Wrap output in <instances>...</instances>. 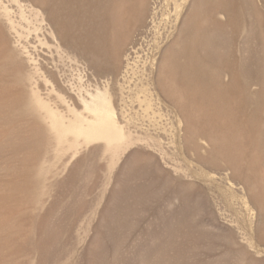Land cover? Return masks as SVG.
<instances>
[{
  "label": "rangeland",
  "instance_id": "374dc122",
  "mask_svg": "<svg viewBox=\"0 0 264 264\" xmlns=\"http://www.w3.org/2000/svg\"><path fill=\"white\" fill-rule=\"evenodd\" d=\"M13 1L0 0L17 26L14 34L0 19V264H264V140L256 144L264 100L254 103L260 87L247 89L244 76L248 67L254 78L256 52L264 59V0H253L261 54L259 21L252 16L253 31H243V0L233 2L230 33L222 25L227 14L215 17L225 48L218 68L232 65L231 76L220 74V84L232 80V94L222 99L207 85L184 84L182 71L168 66L148 78L151 59L158 67L172 53L165 52L172 14L164 16L171 0ZM204 17L210 29L212 13ZM127 56L137 62L133 72H126ZM70 60L89 70L93 84L111 83L120 121L140 139L117 158L99 143L58 154L42 121L23 111L26 75L37 67L63 91L60 76L76 75ZM36 82L42 98L67 111L44 80ZM149 82L161 103L148 117L134 94ZM244 194L256 210L252 219Z\"/></svg>",
  "mask_w": 264,
  "mask_h": 264
},
{
  "label": "bare ground",
  "instance_id": "6f19581e",
  "mask_svg": "<svg viewBox=\"0 0 264 264\" xmlns=\"http://www.w3.org/2000/svg\"><path fill=\"white\" fill-rule=\"evenodd\" d=\"M171 1L173 6L170 7L169 3H167L166 8L168 12L166 11L167 13L164 14V16H166L167 20H171L172 18L171 23L173 25V31L169 34L168 39L170 37H173V39L168 42L165 48V52L166 50L171 49L172 53L171 55H167V57H164L158 67L156 66L157 63L155 56L151 59V70L148 69V71L150 70L147 75L148 78L150 79L156 70L158 71L159 78V76L163 72V66H168L169 70H171L172 73L174 71H182L181 80L184 84H195L196 87L207 85L211 89L210 93H212V97H218L222 99L223 97L227 96L228 98L229 92L232 88V80H230L227 85H222L219 82V78L221 73L226 76L232 74V65L230 61L225 60L227 61V63L225 62L226 64H222L221 68H218V65L222 62L221 50L224 48H222L221 43L223 42V40L221 39L222 35L220 36L219 29L223 25V31L230 33V30L234 28L232 16L233 12H235L233 8V2H235V0ZM13 2L17 5H19L20 3L19 0H14ZM242 4L243 5L240 6V16L243 19V31H245L246 29L249 32L253 31L252 27L254 25H252L251 23L252 16L256 18V24L259 21V25H256L255 32L257 38L258 27L259 54H261L262 27L260 24V12H258V9L256 8L253 0H243ZM188 5H190V10L187 12V14H185L186 16H183ZM31 12L34 13L36 17L42 15L40 11L35 9H32ZM206 12L212 13V26L210 29H207L204 24V15ZM170 14H172L171 18ZM219 14L222 16H226L227 14L228 18L231 19L229 20L227 27L225 24L219 22L220 24H222L220 25L216 22L215 17ZM0 19L4 20L12 33L17 34V26L11 19L10 10L8 9V7H5L1 4ZM154 19L155 16L152 18V20L154 21ZM181 19L183 22L181 21L182 24L180 26V29L177 35L173 36L174 31L177 30L178 24L180 23ZM50 36L55 41H57V36L53 31L50 32ZM224 39L228 46L233 45L232 36L225 37L224 35ZM57 50L61 53L62 48L60 46H57ZM156 50H160L159 46L156 47ZM255 59L256 67L254 78L252 79L250 77L251 73L249 72L248 67L244 70V76L246 80L245 87L247 89L250 85L260 87L259 91L254 92V103L260 105L259 103L264 100V59H261V55L257 57V52ZM70 61H72V64H74L75 66L73 71H76V75L67 77L64 74L60 76V85L64 87L61 88L63 91H61L60 89L57 90L56 84L50 79L44 78L41 69L37 67L34 72L26 75L24 81L25 83L27 82V89H29L26 101L23 100V111L30 112L32 116H36L42 121L48 132L54 138V141L56 143V153L61 154L67 151H77L78 148L82 145L99 143L103 145L102 149L104 154H110L112 158H117L125 150L133 146L137 141H140V139L128 130L126 124H123L120 121L119 111L117 106L115 105V93L113 91L114 88H112L111 83L109 81L106 82L105 86L102 88L98 84H96V82L93 84L88 79L87 73L89 70L80 67V64L77 60ZM136 64L137 62L131 63L129 56H127L126 72H133L136 68ZM141 75H139V77ZM37 79L44 80V83L50 86L51 92L55 93L60 103L67 108L66 112H63V110L59 111V109L53 107V105L51 104L52 102H50L48 99L42 98V95L39 91L40 89H38L37 86L34 87V85L38 84L36 82ZM156 81L157 84H154H156L158 88H161V80L157 79ZM152 86V82L141 84V86L139 87L136 86L137 90L134 94V101L138 103V106L143 115L148 117L150 116V114H155V106L160 105L161 103L160 97L157 93H155L156 89ZM124 89V86L119 87L121 94H125ZM62 92L66 93L64 94ZM230 93L232 94V92ZM77 104H79L80 108L77 107ZM220 104L222 105L221 102ZM225 109H227V107ZM258 113L259 112H256L255 114ZM178 126L179 128L184 127V121L181 118H178ZM262 128H264L263 125ZM232 140L234 141V139ZM262 140H264V136H258L256 144L260 145L262 143ZM229 163V170L234 171L235 168L231 158L229 159ZM230 184L233 186V183H231V181ZM233 194L234 192L231 190L232 199L234 197ZM252 196L253 201L256 203V206H258L261 211H263V205L255 201L254 195ZM242 200L244 208L249 213V218L252 219L256 210L252 207L251 202L245 194L243 195ZM262 215L264 214L261 213L259 215V222H263Z\"/></svg>",
  "mask_w": 264,
  "mask_h": 264
},
{
  "label": "flooded vegetation",
  "instance_id": "af4514ba",
  "mask_svg": "<svg viewBox=\"0 0 264 264\" xmlns=\"http://www.w3.org/2000/svg\"><path fill=\"white\" fill-rule=\"evenodd\" d=\"M245 32H246V33H249L247 29L244 31V33H245Z\"/></svg>",
  "mask_w": 264,
  "mask_h": 264
}]
</instances>
